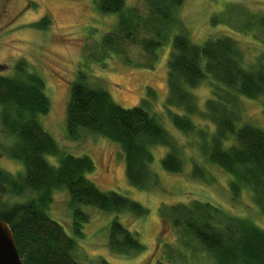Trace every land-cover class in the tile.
Returning <instances> with one entry per match:
<instances>
[{"label":"trees","instance_id":"obj_1","mask_svg":"<svg viewBox=\"0 0 264 264\" xmlns=\"http://www.w3.org/2000/svg\"><path fill=\"white\" fill-rule=\"evenodd\" d=\"M143 1L145 14L136 6L126 7L125 0H98L102 12L118 13L115 27L103 37V47L123 55L125 44L136 43L146 54L147 66L152 67L157 50L171 38L166 105L198 113L210 121L213 130L197 127L188 115L169 111L173 126L185 134L196 133L208 162L232 176L229 189L233 198L243 188L249 189L264 215V130L247 122L237 126L241 97L263 98L264 115V50L245 64L237 40L229 34L209 36L201 44L188 37L177 15L184 0ZM49 23L46 17L38 22L41 26ZM256 24L264 31V14L256 18ZM1 70L0 132L12 142L8 146L0 142V153L22 161L24 172L13 175L0 168V219L9 225L25 264H78L71 251L76 246L74 236H83V223L89 219L82 206L129 212L135 217L145 216L148 208L117 191L100 190L87 177L95 168L91 157L65 153L58 147L40 122L50 109L45 82L23 58L14 63L13 71ZM88 79L80 71L70 84L65 114L68 138L77 139L81 131H88L116 142L124 155L127 179L141 189L151 190L157 183L151 169L152 145L168 147L161 159L166 171H182L177 139L144 106L145 99L139 105L123 107L106 88L92 85ZM206 81L211 96L201 111L189 88ZM46 155L57 156L58 164L50 163ZM204 173V167L193 162L192 176L202 178ZM63 187L69 192L74 236L47 212L53 192ZM26 192L31 195L24 201L7 200ZM160 214L198 242L214 258L213 264H264V228L246 217L197 199L161 207ZM107 245L112 253L125 256L144 250L137 233L117 217L110 224Z\"/></svg>","mask_w":264,"mask_h":264},{"label":"rangeland","instance_id":"obj_2","mask_svg":"<svg viewBox=\"0 0 264 264\" xmlns=\"http://www.w3.org/2000/svg\"><path fill=\"white\" fill-rule=\"evenodd\" d=\"M125 6H136L142 14L146 13L143 0H125ZM263 14L264 0H184L177 11L185 33L193 42L201 44L209 36L229 34L237 40L245 64L253 62L264 50V31L256 24V18ZM43 17L50 22L46 26L38 24ZM117 21L118 13L102 12L98 0H0V70L13 71L14 63L23 58L29 69L43 78L50 99L49 112L40 117L43 129L65 153L91 157L95 168L87 177L100 190L117 191L148 208L145 216L135 217L129 212L84 205L82 209L89 219L83 223V236L76 237L72 230L69 192L63 187L53 192L48 215L68 235L75 237L76 246L71 255L78 264H156L158 261L213 264L214 258L198 242L160 214L161 207L168 209L171 204L193 199L208 201L228 214L250 219L261 228H264V215L253 202L249 189L243 188L233 198L229 189L232 176L208 162L201 147L202 139L196 133L185 134L173 126L169 111L188 115L197 127L213 130L210 121L198 113L188 114L183 107L166 105L171 38L159 47L153 66L149 67L145 52L136 43L125 44L123 55L103 47V37ZM80 71L88 75L90 84L106 88L112 99L123 107L139 105L145 99L144 106L177 139L182 171H166L161 159L168 147L152 145L151 169L157 183L151 190L141 189L127 179L124 155L116 142L88 131H81L77 139L68 138L66 105L70 84ZM148 90L154 94H148ZM189 91L195 96L198 108L204 110L205 101L211 96L207 81ZM262 102L263 98L241 97V120L237 126L247 122L264 130ZM0 142L8 146L12 138L0 132ZM46 159L58 164L57 156L46 155ZM193 162L204 167L202 178L192 176ZM0 168L13 175L24 172L22 161L1 153ZM30 195V192L11 195L7 200L21 202ZM114 217L137 233L144 245L143 251L125 256L109 250V227Z\"/></svg>","mask_w":264,"mask_h":264},{"label":"water","instance_id":"obj_3","mask_svg":"<svg viewBox=\"0 0 264 264\" xmlns=\"http://www.w3.org/2000/svg\"><path fill=\"white\" fill-rule=\"evenodd\" d=\"M0 264H25L16 247L9 225L0 219Z\"/></svg>","mask_w":264,"mask_h":264}]
</instances>
